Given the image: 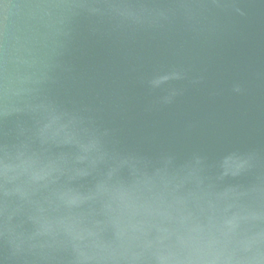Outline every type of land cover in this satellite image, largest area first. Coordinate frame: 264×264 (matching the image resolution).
<instances>
[{
	"label": "water",
	"instance_id": "obj_1",
	"mask_svg": "<svg viewBox=\"0 0 264 264\" xmlns=\"http://www.w3.org/2000/svg\"><path fill=\"white\" fill-rule=\"evenodd\" d=\"M0 264H264V0H0Z\"/></svg>",
	"mask_w": 264,
	"mask_h": 264
}]
</instances>
